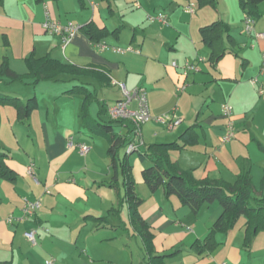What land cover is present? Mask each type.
Returning a JSON list of instances; mask_svg holds the SVG:
<instances>
[{"label": "crops", "instance_id": "1", "mask_svg": "<svg viewBox=\"0 0 264 264\" xmlns=\"http://www.w3.org/2000/svg\"><path fill=\"white\" fill-rule=\"evenodd\" d=\"M189 3L196 5L195 12L185 11ZM47 8L61 22L82 27L68 44L64 45L60 35L45 31ZM260 10L262 15L248 34L238 0H218L216 9L199 7L197 0H2L0 62L6 55L14 71L26 74L29 56L49 54L103 76L61 75L47 82L49 87L41 97L37 92L41 83L0 81L2 92L21 99L36 96L39 101V108L25 122L12 107H5L4 114L0 110V151L7 154L6 163L16 175L14 180L0 178V261L46 264L53 258L56 264H148L125 199L123 175L120 171L116 175L111 167L108 142L93 135L84 123V97L65 93L77 84L97 96L93 102L98 107L89 108L94 119L100 117L102 104L107 107L122 98L115 82L125 83L130 90L144 88L153 118L142 126L143 148L157 142L183 143V134L195 125L197 142L171 150L172 161L192 170L197 179L228 182L249 168L253 183L257 178L262 184L264 38L256 34L264 32V2ZM161 12L167 15L168 24L150 19ZM216 20L231 26L237 55L229 51L213 64L200 28ZM89 24L107 31L99 42H93L83 29ZM103 43L104 49L99 46ZM117 47L134 50L119 52ZM187 62L196 63L199 71L185 75ZM224 103L233 106L236 136L223 145ZM174 115L183 118L174 130L155 119ZM103 118L110 119L107 113ZM115 131L126 135L128 127L118 123ZM70 137L88 144L91 151L81 155L76 147L68 146ZM129 160L136 192L142 198L138 211L154 235L155 254L168 255L167 264H264V231L247 246L245 216L230 230L216 233L214 250L195 251L192 245L209 234L222 206L212 202L194 211L176 194L167 195L164 187L151 191L142 177L147 160L139 156L131 162V155ZM32 164L34 176L28 169ZM261 184L257 189L254 183L257 193ZM25 198L42 204L27 218L22 210ZM9 216L13 221L7 222ZM99 217L104 219H95ZM31 230L37 232L35 243L26 236Z\"/></svg>", "mask_w": 264, "mask_h": 264}, {"label": "trees", "instance_id": "2", "mask_svg": "<svg viewBox=\"0 0 264 264\" xmlns=\"http://www.w3.org/2000/svg\"><path fill=\"white\" fill-rule=\"evenodd\" d=\"M238 2L246 16L254 20L261 17L260 4L264 0H238ZM197 3L199 7L208 5L216 9L218 0H197ZM83 29L86 30L93 42H99L98 39L107 33L104 29L97 28L93 24H89ZM200 34L203 43L211 51L210 61L213 64L222 59L227 52H235L236 41L231 35V26L226 22L216 20L201 27ZM235 54L237 55L236 52ZM26 60L29 72L19 74L10 67L8 57L3 56L0 62V81L8 79L10 83H14L30 80L31 84H37L43 80L55 81L65 74L73 78L82 75H96L98 78L103 76L100 72L92 69H84L74 64L63 63L49 54L40 58L31 55ZM65 93L79 94L84 97L82 105L84 123L93 135L100 136L108 142L107 153L111 167L116 171V175L119 171L123 175L125 199L131 211L132 221L143 240L148 264H167L165 260L168 255L155 254L154 235L138 211L142 198L136 192V181L132 175V166L129 160V156L135 152L141 159L147 160L149 163L143 168L142 177L151 191L164 187L167 195L176 194L183 204L188 205L194 211H198L204 205L212 202H218L222 206L223 212L212 226L209 234L205 239L192 245L199 254L214 250L217 246L216 233L230 230L242 216L247 218L245 231V244L247 246L251 245L257 233L264 231V176L260 191L257 193L249 168L242 171L234 182L209 177L197 179L194 177L192 170L182 169L177 162L172 161L170 158L169 152L171 150H182L186 146L197 142L198 135L195 132V125L185 131L183 143L157 142L149 144L146 148H138L128 154L127 147L135 138L136 126L132 121L104 119L103 115L107 113V107L103 104L101 105L102 113L100 112V117L98 119L92 118L89 108L91 103L97 99V96L85 85H74ZM2 104L12 106L17 112L18 119L23 122L27 121L32 112L39 108V101L36 96L24 101L18 96L0 91V105ZM118 123L128 127V134L123 135L115 131V125ZM124 148L125 153L122 156L121 152ZM262 148L264 149V147ZM6 156L5 152L0 151V178L14 180L16 175L14 170L6 163ZM180 250L181 248L176 249L173 254ZM0 264H10V262L0 261Z\"/></svg>", "mask_w": 264, "mask_h": 264}, {"label": "built area", "instance_id": "3", "mask_svg": "<svg viewBox=\"0 0 264 264\" xmlns=\"http://www.w3.org/2000/svg\"><path fill=\"white\" fill-rule=\"evenodd\" d=\"M2 0H0L1 2ZM91 5L94 7L95 2L91 1ZM139 5V4H137ZM185 11L193 13L196 11V5L194 3H189L185 6ZM46 18L43 22V27L49 34L60 35L63 38L64 45L68 44L75 34L81 29L79 24L73 22L63 23L59 19L52 17L49 9L45 11ZM151 20H157L162 24H168L167 15L163 12L157 14L156 16H150ZM255 20L251 17H245L244 31L248 34L252 33L254 30ZM258 37L264 38V32H258L256 34ZM102 49L106 48V44L99 45ZM119 52H126L134 50L131 47L128 48H115ZM176 65V62L173 63ZM262 70H264V58L262 61ZM199 71L198 65L193 62H187L183 66V73L187 75L190 72ZM256 82V79L252 80ZM119 85L122 98L117 100L113 104L107 106V114L112 120H129L132 121L135 126V138L134 141L129 143L127 147V152L131 153L136 151L138 148L144 147V141L142 138V126L150 121L153 117L150 112L147 91L144 88H135L130 90L127 88L123 82H115ZM262 92V90H260ZM133 104L135 106H133ZM222 114L226 119L225 130L222 134L220 141L221 143H230L236 136V126L233 119V106L229 103H224L222 105ZM157 121L162 122L166 125L168 130H174L183 121L182 117L178 116H158L155 118ZM69 147H76L81 155H87L91 151V147L86 143L75 142L73 137L68 140ZM29 173L34 176V164L28 167ZM47 192H50L47 190ZM42 204L40 200H31L29 198L24 199L23 204V217H31L41 208ZM13 221V217L9 216L7 222ZM45 232L49 229L43 228ZM36 230H31L26 232V236L33 242H36ZM46 264H56L53 258L47 259ZM221 264H228L227 262H222Z\"/></svg>", "mask_w": 264, "mask_h": 264}, {"label": "rangeland", "instance_id": "4", "mask_svg": "<svg viewBox=\"0 0 264 264\" xmlns=\"http://www.w3.org/2000/svg\"><path fill=\"white\" fill-rule=\"evenodd\" d=\"M47 82H49V81H47V80H43V81H40L39 83H41V86L40 87H37V92H38V95H39V97H41L42 95H43V90H45V88H46V86H48V84H47ZM39 83H37V84H35V85H38ZM33 85V84H32ZM40 85V84H39ZM2 86H4V85H2ZM6 87H10V85H5ZM49 87V86H48ZM1 91V90H0ZM2 92V91H1ZM4 93V92H3ZM45 93V92H44ZM24 101H26L27 100V98H25V99H23ZM98 103L97 102H92L91 103V105L92 106H97L98 107V105H97ZM5 107H12V106H10V105H0V110H2V112H3V114L6 112V109H5ZM13 108V107H12ZM92 108V107H91ZM94 108V107H93ZM1 117V116H0ZM136 157H139V155L137 154V152H135V153H133L132 155H131V162H133V159L134 158H136ZM141 158V157H140ZM238 161H240V157H238V159H237ZM242 160V159H241ZM255 185H256V187H257V189L259 188V185L261 184V182H260V180H257V178L255 179Z\"/></svg>", "mask_w": 264, "mask_h": 264}]
</instances>
